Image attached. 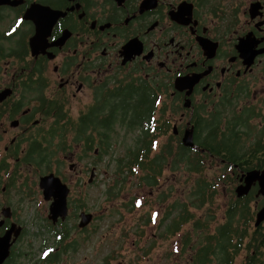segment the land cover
I'll use <instances>...</instances> for the list:
<instances>
[{"label":"flooded vegetation","instance_id":"flooded-vegetation-1","mask_svg":"<svg viewBox=\"0 0 264 264\" xmlns=\"http://www.w3.org/2000/svg\"><path fill=\"white\" fill-rule=\"evenodd\" d=\"M232 128L243 157L210 149ZM252 169L264 171V0H0V264H91L92 248L100 264H264L261 181L236 190ZM167 170L181 190L210 178L229 202L172 200ZM49 174L61 182L47 196ZM99 175L126 206H91ZM246 195L248 212L233 206Z\"/></svg>","mask_w":264,"mask_h":264},{"label":"rangeland","instance_id":"rangeland-1","mask_svg":"<svg viewBox=\"0 0 264 264\" xmlns=\"http://www.w3.org/2000/svg\"><path fill=\"white\" fill-rule=\"evenodd\" d=\"M258 119H255L253 121L254 125L252 126V134H258ZM249 144V141H247V145ZM112 149V147H111ZM241 152L246 151L245 149V145H242V148L240 149ZM223 156V154H222ZM228 157V156H225ZM102 159H109L112 160V157L109 156V153H105L102 157ZM193 175V174H191ZM210 176H212V174L210 173ZM187 181H186V185L185 188L182 190L186 189V196H187V202H193L195 199L194 196V191L197 190L196 188V182H195V178H198L199 181H201L200 177L198 175H193V176H187ZM176 179L177 181V186L178 189L171 195V199H175L177 198L179 195L185 196V194L182 193L181 187H180V180L179 178H177L175 176V174L173 172H171L170 170H167L166 173L163 175V177L161 178V180H159V183H162L163 185L167 186V188L169 187L170 183H173V180ZM129 181H131V179H129ZM107 182H110L109 179H107ZM133 187H131V191H132ZM110 190V189H109ZM91 206H126V198L130 195V193H127L126 191L120 195L117 196V194H114L112 191V194L106 196L105 194V186L103 184V177L102 175H99L98 180L96 181V183L94 184V186L91 187ZM130 191V192H131ZM227 195L225 194L224 191H222V189L220 188V193L218 195L213 194V197L210 201L206 202L205 204H203V206H221L220 207V211H222V206H224L226 203L229 202V198H230V193L228 194V199H226ZM26 206L28 205V202L26 200L23 201ZM166 203H161L160 205H164ZM153 205H158L160 206L158 203H155ZM201 206V205H200ZM117 216V215H116ZM130 219V217H129ZM105 249H101V251L99 250L98 252H96L93 248L91 249V251L88 253L89 254V262L91 264H100V259L104 256L103 251ZM124 252H125V256L127 258V260H131L132 256L131 255V250L130 248H124ZM84 258V252H81L79 254H77L74 257L75 262H79L80 260H83ZM117 263V261L115 262Z\"/></svg>","mask_w":264,"mask_h":264},{"label":"trees","instance_id":"trees-1","mask_svg":"<svg viewBox=\"0 0 264 264\" xmlns=\"http://www.w3.org/2000/svg\"><path fill=\"white\" fill-rule=\"evenodd\" d=\"M236 130L234 128L229 129L227 131H222V135L220 136L219 143L217 144L218 149H215V146H211L210 149L215 152V150H218L219 153L223 156H228L232 158H238L239 155L243 157L245 155V151L239 152L236 151V145H235V139L238 140L236 137ZM251 150L253 153L260 150V146L257 144H253L251 147ZM188 168L189 170L193 171L197 169H200V166L202 165V162L197 160L196 156L191 157L189 155L187 160ZM196 188L197 190L194 191L195 200L192 202L195 205H203L206 202L210 201L213 197L214 192L210 190L212 184L210 178L203 177V180L196 182ZM112 192V191H111ZM116 194L115 192H113ZM250 200L251 197L249 195H246L244 197H234L233 199V206H247V212H248V206H250ZM190 203V204H192ZM189 204V205H190Z\"/></svg>","mask_w":264,"mask_h":264},{"label":"water","instance_id":"water-1","mask_svg":"<svg viewBox=\"0 0 264 264\" xmlns=\"http://www.w3.org/2000/svg\"><path fill=\"white\" fill-rule=\"evenodd\" d=\"M184 142L187 145H195L194 139H193V131H186L185 135L183 137ZM56 178L61 182V179L54 174H49L41 179V185L45 189V193L48 196V193H50V189L53 187L56 181H54ZM255 178H259L261 181V191L264 193V171L260 173L257 169H252L248 171V176L246 175V180L244 183H241L237 186V194L239 196L245 195L249 192L252 181ZM66 195H67V189L65 190L64 194H62L61 200H57L53 206H67L66 204ZM90 214H89V219H90ZM264 219V206L257 212V223L262 221Z\"/></svg>","mask_w":264,"mask_h":264}]
</instances>
